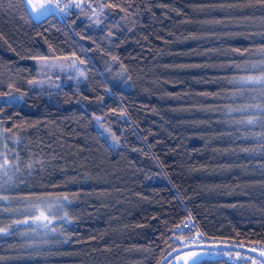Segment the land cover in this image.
<instances>
[{"label": "trees", "instance_id": "obj_1", "mask_svg": "<svg viewBox=\"0 0 264 264\" xmlns=\"http://www.w3.org/2000/svg\"><path fill=\"white\" fill-rule=\"evenodd\" d=\"M60 3L83 7L37 20L0 0V96H24L0 99V230L47 197L72 223L13 226L0 264H158L188 219L206 243L264 248L259 0Z\"/></svg>", "mask_w": 264, "mask_h": 264}, {"label": "snow or ice", "instance_id": "obj_2", "mask_svg": "<svg viewBox=\"0 0 264 264\" xmlns=\"http://www.w3.org/2000/svg\"><path fill=\"white\" fill-rule=\"evenodd\" d=\"M13 0H9V3H12ZM21 3L26 5L28 8H30L31 13L35 16L37 20H39L41 17L45 16L48 12H50L51 9L55 8L59 12L70 14L69 9L70 7H75L77 9L83 7L82 4H61L60 0H41V2L36 3L34 0H21ZM259 5L261 10H264V0H259ZM248 7H251V5H248ZM104 12V9H101V13ZM92 19V18H89ZM95 23L99 25L101 23V20L99 18L95 19ZM261 43H264V40L261 41ZM264 51V49H262ZM83 63V62H82ZM72 67L79 73V75L82 77L84 74L79 70V67L73 63ZM253 69L256 68H264V64L261 65H253ZM123 74H121V77ZM252 83H259L264 84V78H261L260 80L251 81ZM38 83L35 81H29V84ZM13 87L12 85H9V88ZM107 91V89H106ZM0 99H4L5 102H11L13 100H20L22 101L24 99L23 95L16 96L14 92H8L3 94V96H0ZM264 112V110H262ZM97 121L100 120L99 117L95 118ZM249 125H255L256 121H249L247 122ZM109 135L112 137V141L114 146H118L117 138L115 137L114 133H111L109 131ZM247 152V150H244ZM262 156H264V153H261ZM9 165L7 162L4 165H0V169L4 170V174L7 175V168ZM0 187H3L0 185ZM68 203L67 197L59 198L55 202V206H50L49 211H53L55 207L63 208L64 205ZM32 211H35L33 208ZM62 221L66 222V224H71L72 221L68 218L67 215L63 217H59ZM35 222H38V226H42L44 228H48V225L51 223V221L48 220L47 216L44 214V212H41L39 216L35 217ZM16 224H26L28 223L27 220L23 221H15ZM188 227H191L192 225L189 223L187 224ZM12 225H9L8 228L0 230V235H9L12 231ZM26 235V233H24ZM203 239L202 236H196L192 237L189 236L186 239L182 241H178V243L181 245V247L173 249L170 251L165 257H163V264H203V261H201L200 257L206 256V255H221L222 252L218 251L216 248H212L209 250L208 247L201 246L199 244V241ZM192 247H199V251H190L189 249ZM182 253V254H181ZM261 257L264 258V252H262ZM231 259V257H229ZM239 259H244L243 256L239 257ZM248 259H253L252 257H248Z\"/></svg>", "mask_w": 264, "mask_h": 264}, {"label": "rangeland", "instance_id": "obj_3", "mask_svg": "<svg viewBox=\"0 0 264 264\" xmlns=\"http://www.w3.org/2000/svg\"><path fill=\"white\" fill-rule=\"evenodd\" d=\"M34 2L39 3V2H41V0H34ZM28 9L31 13L30 8H28ZM94 11L95 10H91L87 15L89 18H92L91 19L92 22H95V19H97V13H96V11L95 12ZM31 15L33 16L34 19H36L32 13H31ZM43 65L47 66L48 68L52 67V68H57L60 70H64V68H65V65L63 63H59L58 61H55V60L51 61V62L44 61ZM256 79H257V77H252L251 79L248 80V82L254 81ZM0 138H2L1 129H0ZM3 146H4L3 144L0 145V147L2 148V149L0 148V165H4L6 162L9 165L7 159L5 158V156H3V152L5 154V150L3 149ZM1 177L4 178L5 180L7 179V175L4 174V170H2V169H0V183L4 180V179H1ZM57 199H59V198L47 197V198H44V199L37 201L35 204L32 205V208H29V207L24 208L23 209L24 212H26L28 214L24 215L20 219H17V221L27 220L28 223L16 224L14 222L12 224V226H14V227L27 226V225L33 226V227L38 226V222H35V217L39 216L41 212H44V214L47 216L48 220L51 222H52L51 218H53V220H54L56 218V216H58V215H60L59 217H61L63 208L55 207L53 211L48 210L50 206H55V202ZM33 208L35 209V211H32ZM183 234L187 235L186 233H183ZM228 255L232 256L236 260H245L246 259V258L239 259V257H241V256L244 257V255L240 254V253H232V254H228ZM206 256H202V257H206Z\"/></svg>", "mask_w": 264, "mask_h": 264}, {"label": "built area", "instance_id": "obj_4", "mask_svg": "<svg viewBox=\"0 0 264 264\" xmlns=\"http://www.w3.org/2000/svg\"><path fill=\"white\" fill-rule=\"evenodd\" d=\"M191 224L192 226L191 227H188L187 224ZM173 232L175 234H178V233H186V237H189V236H192V237H196V236H202L200 234V232L198 231V229L196 228L194 222L191 220V219H188L184 222H182L180 225H178L177 227H175L173 229ZM203 237V236H202ZM206 241L205 239H201L199 241V244H205ZM251 249H255V250H258L260 252H264V248L263 247H256V246H253L251 247ZM222 254L221 255H209L210 257H213V258H225L227 259L228 261L232 262V263H241V264H262L260 263L259 261H257L256 259H248V257L250 256H246L244 255V258H246L245 260H236L234 259L232 256H229L228 254H232V252H227V251H221ZM229 257H231V259H229Z\"/></svg>", "mask_w": 264, "mask_h": 264}, {"label": "water", "instance_id": "obj_5", "mask_svg": "<svg viewBox=\"0 0 264 264\" xmlns=\"http://www.w3.org/2000/svg\"><path fill=\"white\" fill-rule=\"evenodd\" d=\"M201 246L208 247L209 250L212 248H216L218 251H227V252H232V253H240L246 256H250L260 263L264 264V258L261 257V253L258 250L243 247V246H238V245H232V244H227V243H205V244H200ZM190 251H199V247H192L189 249ZM167 255V254H166ZM165 255V256H166ZM164 256V257H165ZM158 264H163V258L160 260Z\"/></svg>", "mask_w": 264, "mask_h": 264}]
</instances>
